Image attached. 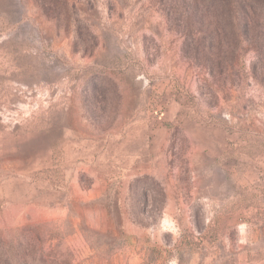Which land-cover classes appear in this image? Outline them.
I'll return each mask as SVG.
<instances>
[{
	"label": "rangeland",
	"instance_id": "374dc122",
	"mask_svg": "<svg viewBox=\"0 0 264 264\" xmlns=\"http://www.w3.org/2000/svg\"><path fill=\"white\" fill-rule=\"evenodd\" d=\"M251 15L225 31L204 0H0V248L264 264Z\"/></svg>",
	"mask_w": 264,
	"mask_h": 264
},
{
	"label": "trees",
	"instance_id": "16d2710c",
	"mask_svg": "<svg viewBox=\"0 0 264 264\" xmlns=\"http://www.w3.org/2000/svg\"><path fill=\"white\" fill-rule=\"evenodd\" d=\"M204 4L206 9L217 18L225 31L229 25H234L245 31L248 18L252 16V13H255L256 18L264 22V0H204ZM237 39L238 34L236 35ZM254 49L257 58L264 55V35L259 42L256 41ZM25 251H27L26 245L20 243L10 245L5 249L0 248V264H31L27 258L28 252L25 253Z\"/></svg>",
	"mask_w": 264,
	"mask_h": 264
}]
</instances>
